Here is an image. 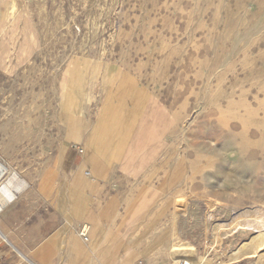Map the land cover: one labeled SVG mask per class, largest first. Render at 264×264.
<instances>
[{"label": "rangeland", "instance_id": "374dc122", "mask_svg": "<svg viewBox=\"0 0 264 264\" xmlns=\"http://www.w3.org/2000/svg\"><path fill=\"white\" fill-rule=\"evenodd\" d=\"M14 2L12 18L0 25V46L5 45V51L0 48L5 52L0 67L7 65L0 68V166L4 168L0 185L10 181L13 173L24 182L27 176L56 173V139L69 129V114L59 113L66 108L65 95L72 94L70 87L79 84L69 79L74 68L83 79L93 75L95 80L103 74L114 80L126 73L150 92L151 99L179 114L180 127L173 137V178L184 170L180 164L186 159L190 165L194 160L209 164L204 160L211 142L227 130L239 131L234 114L255 109L254 114H264V0ZM26 26L32 34L29 39L24 38ZM24 41L29 44L28 54L18 63L15 55ZM82 86L86 89V84ZM244 127L264 130V125ZM72 148L84 152L80 145ZM188 169L186 189L174 191L177 209L198 196L190 189L199 168ZM222 170L230 177L212 165L199 172L206 186L215 181L219 190L218 198L199 196L210 243L192 246L177 238V245L193 247L205 264H257L264 245L258 256L241 246L254 234L264 235V173L248 172L243 179L248 187L240 190L231 167ZM230 197L233 207H226L228 215H214L223 211ZM242 210L251 212L253 220L236 229L234 218ZM148 235V231H126V254L148 250L135 245ZM136 259L125 264H138V260L147 264ZM177 260L171 264H178Z\"/></svg>", "mask_w": 264, "mask_h": 264}, {"label": "crops", "instance_id": "0c3cea01", "mask_svg": "<svg viewBox=\"0 0 264 264\" xmlns=\"http://www.w3.org/2000/svg\"><path fill=\"white\" fill-rule=\"evenodd\" d=\"M16 4L0 0V25L12 18ZM78 70L69 73L79 84L70 87L59 113L69 114V129L56 139V173L27 176L21 192L1 207L0 258L5 264H125L138 257L147 264H171L177 238L207 246L210 233L199 196L218 198L219 190L215 181L206 186L199 172L219 165L201 160L190 165L186 159L173 178L179 114L151 99L126 73L94 80L80 78ZM189 166L200 169L190 189L198 196L177 209L174 191L186 189ZM228 199L214 215H228L233 197ZM83 227L86 240L78 234ZM133 230L149 232L135 244L148 250L126 254L125 232Z\"/></svg>", "mask_w": 264, "mask_h": 264}, {"label": "bare ground", "instance_id": "6f19581e", "mask_svg": "<svg viewBox=\"0 0 264 264\" xmlns=\"http://www.w3.org/2000/svg\"><path fill=\"white\" fill-rule=\"evenodd\" d=\"M24 29L26 30V33H27L26 37L24 38L29 39L30 37H32L29 27L26 26ZM11 32L13 33V29H11ZM262 37L264 41V36ZM3 46L5 45L1 44L0 48L4 50L5 47ZM28 48H29V44L27 43V41L20 43L18 50H17V54L15 55L16 61L18 63H20L21 61L25 59L26 55L28 54ZM4 51L3 52L0 51V64L4 62L3 61L4 57L2 56L5 53ZM262 55L263 56H261V60L264 62V53ZM258 60L260 59L258 58ZM209 97L211 96H208V98ZM252 111H248L247 113L245 112L246 114H241V115L234 114L235 119H236V123L234 124L236 127H240L239 131H228L227 130L225 133H223V135L220 136L221 138L216 137L214 141L211 142V144L208 146L207 148L208 157L206 158L205 156L206 160H204V161H208L211 163H215L216 165H219L220 173L226 178H229L230 175L226 174L222 169L223 168L230 169L231 167V170H232L231 174L232 175L234 174V177H236L237 179L236 183L240 184V190L246 189L248 187V183L246 181H243V179L246 178V175L248 172L262 171L264 173V130L257 128L258 130L256 129L254 131H248L244 127L245 125H248V124L250 126L254 125L256 127L263 126L264 125V114L262 116H258L260 113L257 115L253 113L254 111L253 112ZM221 123H222V126L224 127L228 126L226 125L227 124L226 122H221ZM247 134H250V136H248ZM205 135L206 134H204V137ZM3 172H4V168L0 166V178ZM25 186H26V183L14 173L10 177V181H8L7 183L1 184L0 185V209L6 202L11 200L12 198H15V195L19 194V192H21V190ZM252 220H253V215L251 214V212L242 210L234 218V227L236 229L245 228L248 224L251 223ZM263 245H264V235L254 234L247 242H244L241 247L242 249L249 248V251L251 254L254 253L258 256L259 255L258 252L260 250L259 248H261ZM172 247H173L172 249L176 251L174 254L175 257L173 259H178L177 260L178 264L180 261L185 260V258H186L185 261L191 264H205V261L201 262L199 258L196 256V253H195L196 250L193 247L189 246L187 243H181L178 245L174 244ZM263 260H264V254H261L260 256H258L257 264H263Z\"/></svg>", "mask_w": 264, "mask_h": 264}, {"label": "built area", "instance_id": "2783aa9c", "mask_svg": "<svg viewBox=\"0 0 264 264\" xmlns=\"http://www.w3.org/2000/svg\"><path fill=\"white\" fill-rule=\"evenodd\" d=\"M88 173H89L88 171L85 172L86 175H88ZM86 233H87V230H86L85 227H83V228L79 231V235H80L84 240H86V237H87ZM0 264H5L1 258H0ZM138 264H143V261H142V260H138ZM179 264H191V263H189V262H187V261H185V260H182V261L179 262Z\"/></svg>", "mask_w": 264, "mask_h": 264}]
</instances>
